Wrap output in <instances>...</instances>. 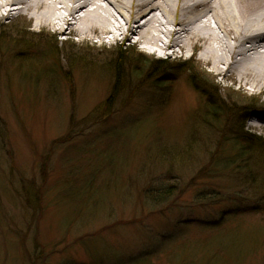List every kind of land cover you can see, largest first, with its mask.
I'll return each instance as SVG.
<instances>
[{"label": "rangeland", "instance_id": "374dc122", "mask_svg": "<svg viewBox=\"0 0 264 264\" xmlns=\"http://www.w3.org/2000/svg\"><path fill=\"white\" fill-rule=\"evenodd\" d=\"M32 28L0 20V264H264V98L192 50Z\"/></svg>", "mask_w": 264, "mask_h": 264}, {"label": "bare ground", "instance_id": "6f19581e", "mask_svg": "<svg viewBox=\"0 0 264 264\" xmlns=\"http://www.w3.org/2000/svg\"><path fill=\"white\" fill-rule=\"evenodd\" d=\"M17 17L36 33L78 35L100 46L133 40L158 57L192 50L216 88L264 98V0H0V20Z\"/></svg>", "mask_w": 264, "mask_h": 264}, {"label": "trees", "instance_id": "16d2710c", "mask_svg": "<svg viewBox=\"0 0 264 264\" xmlns=\"http://www.w3.org/2000/svg\"><path fill=\"white\" fill-rule=\"evenodd\" d=\"M146 64V63H145ZM141 65L143 67L141 68H144L146 67V65H143L141 63ZM160 68H163L160 67ZM137 74H140V71L138 70V72H136ZM191 77H195L193 74H190ZM118 87V82H117V86ZM208 109L210 110V113L209 115L213 118V120H217L220 121L218 123H221V120L222 118H219L218 115H219V110L217 108L216 105H214V103H211L209 106H208ZM242 127V126H241ZM243 128L242 127L240 129V131L238 132L237 134V138L239 139V142H240V151L242 152H245V153H250L252 151H254L255 148H259V147H262L263 144H261V137H257V136H254L253 134L250 135V134H246L244 131H243ZM171 192H169V190H166V191H160V192H153V196L155 197H158V198H161L162 200L165 199L168 195H170ZM217 194H215L214 192V197H216Z\"/></svg>", "mask_w": 264, "mask_h": 264}]
</instances>
